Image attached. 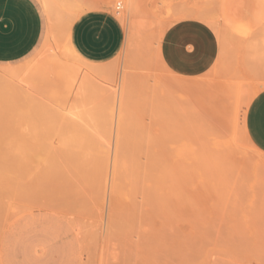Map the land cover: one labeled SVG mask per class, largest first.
Instances as JSON below:
<instances>
[{"label": "rangeland", "instance_id": "obj_1", "mask_svg": "<svg viewBox=\"0 0 264 264\" xmlns=\"http://www.w3.org/2000/svg\"><path fill=\"white\" fill-rule=\"evenodd\" d=\"M56 1L52 13L43 11L39 45L20 61L0 63V208L10 211L0 210L1 219L8 215L0 222V264H144L143 255L147 252L149 259L150 251L151 261L166 256V264L178 256V249L182 264H264V236L262 243L247 241L236 230L254 165L264 190V170L258 167L264 154H252L244 140L252 90L264 88L261 1ZM99 7L109 9L121 23L124 42L116 57L97 64L77 55L70 29L80 15ZM186 16L208 23L222 47L219 63L194 77L173 74L159 55L167 27ZM57 54L81 58L82 78L72 85L64 81L57 65L49 66ZM195 79L203 81L202 89ZM212 99L222 112L218 121L209 114ZM34 111H44L46 119ZM30 119L42 126L34 139ZM164 150L169 154L167 183ZM223 181L231 185L228 199L221 191ZM108 205L113 207L110 214ZM140 206L150 210L152 225L141 224L146 227L139 228L143 232L138 238L145 242L150 231L147 239L155 240L151 248L158 256L149 249L151 238L146 241L149 248L136 233V243L130 239L147 221L148 213ZM109 215L117 220L111 218V230ZM130 219L137 222V230ZM123 234L136 245L126 244ZM176 256L172 262L177 264Z\"/></svg>", "mask_w": 264, "mask_h": 264}, {"label": "crops", "instance_id": "obj_2", "mask_svg": "<svg viewBox=\"0 0 264 264\" xmlns=\"http://www.w3.org/2000/svg\"><path fill=\"white\" fill-rule=\"evenodd\" d=\"M44 10L37 0H0V63L20 61L39 45L44 32ZM70 42L83 60L105 63L121 51L124 30L109 9L99 7L75 20ZM219 52L215 32L197 19L174 21L159 42L161 61L170 72L181 77L208 72ZM245 131L251 143L264 154V89L249 103Z\"/></svg>", "mask_w": 264, "mask_h": 264}, {"label": "bare ground", "instance_id": "obj_3", "mask_svg": "<svg viewBox=\"0 0 264 264\" xmlns=\"http://www.w3.org/2000/svg\"><path fill=\"white\" fill-rule=\"evenodd\" d=\"M41 1V3H42V6H43V8L45 9V11L47 12V13H52L54 10H55V8H57L58 7V2L56 1V0H40ZM132 1V0H131ZM133 1H136V0H133ZM243 1V0H242ZM261 1V5L263 6V8H264V0H260ZM120 6V5H119ZM133 15L135 14V12L134 13H132ZM121 15V14H120ZM118 16H119V14H118ZM137 17V16H136ZM135 17V18H136ZM187 17V16H186ZM186 19H189L188 17L186 18ZM180 20H184V19H178V21H180ZM133 21H135V20H133ZM136 21H140V19L139 20H137L136 19ZM135 21V22H136ZM210 21V20H209ZM131 22V21H130ZM135 22H133V23H135ZM137 22V23H138ZM212 22V21H211ZM140 23V22H139ZM139 23H138V25H139ZM142 23V22H141ZM140 23V24H141ZM142 25V24H141ZM141 25H139V27L141 26ZM207 25L209 26V24L207 23ZM132 26H134V28L132 27ZM132 29H135V32H136V25H133L132 24ZM138 27V28H139ZM133 32H134V30H133ZM220 49H222V47L220 48ZM221 56V51L219 52V54H218V57H217V60L215 61V63H214V65H213V67L215 66V65H217V62H218V60L221 58L220 57ZM45 58V57H44ZM52 58V57H51ZM50 58V59H51ZM55 58V59H54ZM53 59V61L55 62H50L51 60ZM49 62H50V64L51 65H49L50 67L52 66V68H56V66L55 65H57V74L64 80V81H66L68 84H70V85H72L74 82H76L77 80H79V79H81L82 78V76H83V73H84V63H83V61H82V59L81 58H79V57H75V56H72V55H66V54H57V55H55V56H53V58H52ZM42 61V60H41ZM45 61V60H44ZM219 63V62H218ZM40 67H43V65L42 66H40ZM122 67V66H121ZM46 68V67H45ZM49 68V67H48ZM122 69H123V67H122ZM42 70V69H41ZM121 73H122V76H123V70L122 71H120ZM57 75V76H58ZM121 76V75H120ZM120 76H119V79H120ZM196 80V79H195ZM197 80H199V79H197ZM194 81V82H197V84H198V81ZM120 81V80H119ZM180 80H178V83L180 84V83H182L183 82V80H182V82H179ZM185 82L186 83H188V82H190V80L187 82L186 80H185ZM207 82H209V81H207ZM216 82V81H215ZM199 83H201L200 84V87H201V89L203 88L202 86H204L205 84L203 83V81L201 82V80H199ZM213 83V82H212ZM211 82H210V85H214V84H212ZM191 84L193 85L194 83L193 82H191ZM218 84V83H217ZM184 85V84H183ZM188 85V84H187ZM215 86H216V84H215ZM224 86V85H223ZM212 87H214V86H212ZM186 88V87H185ZM188 88V90L190 89L191 91H193L194 89H196V88H190L189 86L187 87ZM215 88V87H214ZM214 88H211V89H214ZM198 89V88H197ZM197 89H196V92H200V91H202V90H199V91H197ZM211 89H210V91H211ZM261 89H264V88H261ZM219 90V89H218ZM218 90H217V92H218ZM240 90V89H239ZM256 90H260L259 88L257 89L256 88ZM215 91V90H214ZM261 91V90H260ZM260 91H258V92H260ZM241 92V91H240ZM257 91H256V93L255 92H253V90H252V93H254V96L258 93ZM251 93V94H252ZM210 95H211V93H209ZM242 94V93H241ZM209 95V96H210ZM250 95V94H249ZM220 96V95H219ZM254 96H251V97H254ZM249 99V98H248ZM247 99V100H248ZM221 100H223V97H222V95H221ZM223 101H225V100H223ZM246 101V100H245ZM248 102H249V100H248ZM248 102H246L245 103V105L247 106L249 103ZM251 102V101H250ZM248 103V104H247ZM208 108L211 110V111H209V114L211 115V117H212V119L214 120V121H218V119L220 118V117H222V112L221 111H219V105H218V103H217V100L216 99H212L210 102H209V104H208ZM249 106V105H248ZM248 106H247V108H248ZM247 111V110H246ZM28 112H30V111H28ZM41 112H44V111H40V113H38V114H40V115H38V114H36V111H34L33 113H35V115L36 116H40V117H43V119H46V114H44V115H42L41 116ZM31 113H32V111H31ZM112 115V114H111ZM34 117V116H32V118L34 117L35 119H42V118H40V117ZM45 117V118H44ZM34 119V120H35ZM112 119V118H111ZM34 120L33 119H30V121H29V123L30 124H28V128H30V130H29V135L31 136V138H37L38 137V135L37 134H40V132H41V130L39 129V128H41L42 126L41 125H39V127L38 126H36L35 125V122H34ZM27 121V122H28ZM46 121L47 120H44V121H40V122H44V124L43 123H41V124H43V126L45 125V123H46ZM27 124V123H26ZM41 126V127H40ZM214 130V129H213ZM244 140H245V143L247 144V147L250 149V151H252V154H253V151L254 152H260L259 150H258V148H256L252 143H251V141L249 140V138L247 137V134H246V131H245V119H244ZM166 150V149H165ZM164 150V153L162 154V164H163V172H164V179H165V183H167L168 182V174H169V154H168V150L167 151H165ZM115 153V152H114ZM261 154H262V151H261ZM115 155V154H114ZM254 156H256V158H257V155H255L254 154ZM259 157V156H258ZM263 162H264V160H263ZM111 165H112V163H111ZM258 165H259V163H258ZM256 167H257V165H254L253 166V170H254V172L251 174V178H247L248 179V185H247V187H246V195H245V201H246V209H245V211H244V214H243V217L241 218V220H240V222L238 223L239 225H238V229H236V230H238L239 231V233H240V235H241V237L242 238H244L245 240H247V241H250V239H256L255 240V242L256 241H258V242H263L262 240V238H263V236H264V190L263 189H261L262 187H261V182H260V180L258 179V178H256L255 177V170H256ZM259 168H260V170H261V168L264 170V164L263 163H261V165H259L258 166ZM110 169H111V167H110ZM110 171V170H109ZM240 171V170H239ZM107 176H108V174H106ZM105 175V176H106ZM115 170H114V162H113V165H112V170H111V174H110V176H111V183H110V191L109 192H113V184H114V178H115ZM107 176H106V178H107ZM224 182V181H223ZM107 184V182L105 183L104 182V185H106ZM224 185L223 186H221V191H222V194L224 195L223 196V198L225 197V199H228V196H229V194L231 193L230 192V189H231V185H230V183L229 182H227V181H225L224 183H223ZM109 185V184H108ZM107 185V186H108ZM16 197H19V196H16ZM23 197V196H22ZM24 198H26L27 199V197H24ZM15 199H20V197L19 198H15ZM25 200V199H24ZM30 199H28V201H29ZM9 201V200H8ZM19 201V200H18ZM110 201V200H109ZM108 201V204H110V202ZM142 201V200H141ZM23 202V201H22ZM39 202V201H38ZM44 202V201H43ZM14 203V202H13ZM30 203H31V201H30ZM40 203H42V202H40ZM51 202H49V203H47V201H45L44 203H42L43 205H45V207H48V206H50V205H48L47 206V204H50ZM24 204V203H23ZM3 205V207L5 206L4 204H2ZM42 205V206H43ZM53 205V204H52ZM55 205H57V204H54V206ZM54 206H52V207H54ZM109 207H110V209L109 210H107L108 212H107V214H110V213H112L110 210H111V208H113V207H111L110 205H108ZM137 206V205H136ZM135 206V207H136ZM7 207V206H6ZM19 207V206H18ZM51 207V208H52ZM57 207H59V205H57V206H55V209L57 208ZM107 207V206H106ZM108 207V208H109ZM11 208H12V206H11ZM17 208V207H16ZM61 210H62V212L65 210L66 211V209H64L63 207L61 208V206L59 207ZM141 208V209H140ZM140 210H144V212L145 213H148V214H146L147 216H150V218L149 217H145V218H147V221L145 220L144 221V212L142 211L141 212V215L143 216L142 218H143V221H144V223H140L139 224V226H138V224H137V222L136 221H134L137 225H135L134 224V222L132 221L133 219H130V223H132V225H134V226H136V227H134L135 229L137 228V226H138V230H139V232L137 233V232H132V234H131V238H130V236H128L130 239H133L134 241L133 242H135L136 243V241H137V239L135 240L133 237H134V233H136L137 235H135L136 236V238H138L139 237V235H141L140 234V232H143L141 229H143L144 227H146V225H148L147 226V228H150L151 227V218H152V215L150 214V210H148V211H146L145 209H142V207L140 206ZM4 209L5 208H3V210H2V208H0V210H2V212H4ZM8 209H10V207L8 208ZM58 209V208H57ZM56 209V210H57ZM137 209V208H136ZM139 209H137L136 211H140ZM148 209V208H147ZM11 210V209H10ZM113 210V209H112ZM134 212H135V209L133 210ZM10 211H7V213H9ZM17 212V211H16ZM6 213V209H5V213H3V214H7ZM58 213H60L59 211H58ZM66 214H67V212H65ZM101 213V212H100ZM103 213V212H102ZM136 213V215L137 216H140V214H139V212H135ZM144 213V214H143ZM2 213L0 212V215H1ZM63 214V213H62ZM71 214V213H70ZM106 214V213H105ZM139 214V215H138ZM103 215V214H102ZM135 215V216H136ZM2 216V215H1ZM1 216H0V219H1ZM8 215H6V216H3L2 218L3 219H1L0 220V222L2 221V220H4V219H6V218H4V217H7ZM113 216V215H112ZM110 217V215H109V218H110V220H111V223H108V225L110 224V227L108 226V225H106L107 227L106 228H110V230H111V227H113L112 226V224H114V222H115V218L114 217ZM135 217L136 219H138V217ZM68 217V216H67ZM107 218V217H106ZM114 218V222L112 221V219ZM129 218H131L130 216H129ZM139 218H141V217H139ZM102 219V218H101ZM101 219H100V221H101ZM104 219V218H103ZM135 219V220H136ZM5 221V220H4ZM107 222H110L109 220H106ZM117 221V220H116ZM140 221V220H139ZM105 222V221H104ZM107 222H106V224H107ZM113 222V223H112ZM127 222H128V220H127ZM150 222V223H149ZM122 223H123V220H122ZM124 224V223H123ZM127 224V223H126ZM143 225V224H146L145 226H140V225ZM115 225V224H114ZM116 225H119L118 223L116 224ZM121 225V224H120ZM128 225L129 226H131L132 227V225L131 224H129L128 223ZM103 226V225H102ZM118 227V226H117ZM124 227V226H123ZM142 227V228H141ZM5 228V227H4ZM126 228V227H125ZM133 228V227H132ZM131 228V229H132ZM139 228H141V229H139ZM146 228V229H147ZM130 229V230H131ZM105 230V229H104ZM108 230V229H107ZM106 230V232H108ZM121 230V229H120ZM133 231H134V229H132ZM137 230V229H136ZM119 231V230H118ZM237 231V232H238ZM106 232H104V233H106ZM128 232H130L129 231V229H128V231H127V233ZM110 233V232H109ZM0 234H1V231H0ZM121 234V233H120ZM129 234V235H130ZM144 234H145V232H144ZM148 234H150V231H149V233H147V235H145L146 236V238H144L143 237V239H146L145 240V242H144V240L142 241V237L141 238H138V239H140L141 240V242L142 243H145V245H148L149 243V245H150V248H149V245H148V247L147 248H149L150 250L152 249V248H154L153 246H154V244L156 245V243H153V241L155 242V240H153L151 237H149L148 239H150L151 238V241L152 242H148L147 240V237L149 236ZM104 235V234H103ZM124 236V238L127 236H125V234H123ZM133 235V236H132ZM152 235H154V234H152ZM108 236V233L105 235V237H107ZM110 237V236H109ZM113 237H114V234H113ZM122 237V238H123ZM155 237V236H154ZM102 238H104V237H102ZM127 238V237H126ZM124 239V241L125 240H127V239ZM161 238V237H160ZM160 238H158L160 241H162ZM108 239V238H107ZM156 239V238H155ZM103 240V239H102ZM104 240H105V238H104ZM104 240H103V242H104ZM111 240V239H110ZM159 240L157 241V243H159ZM170 240V239H169ZM123 241V240H122ZM130 241V240H129ZM128 240H127V242H126V244L128 243L129 245L131 244V245H133V244H135V243H130ZM132 241V240H131ZM146 241L148 242V244L146 243ZM167 241V240H166ZM107 242V241H106ZM112 242V241H111ZM125 242H123V243H125ZM141 242H139V240H138V242L137 243H139V244H141ZM108 243V245H109V243L110 242H107ZM153 243V244H152ZM167 243V242H166ZM107 245V244H106ZM125 245V244H124ZM130 245V246H131ZM136 245V244H135ZM151 245H153L152 246V248H151ZM159 245H161V244H159ZM163 245V244H162ZM174 245V244H173ZM179 245V244H178ZM168 246V245H167ZM167 246H166V249H167ZM174 246H176V245H174ZM164 247V245L162 246V248ZM169 247V246H168ZM138 247H136V249H137ZM160 248V247H159ZM174 249H175V247H173ZM177 248H178V246H177ZM124 249V248H123ZM136 249H134V251L136 250ZM154 249H156V248H154ZM165 248H163V250H164V252H167V251H165L166 250ZM173 249V250H174ZM129 250V249H128ZM127 250V251H128ZM145 251L146 252V250L145 249H142L141 251ZM149 250V251H150ZM153 250V249H152ZM162 250V251H163ZM168 250V249H167ZM179 250V249H178ZM178 250H177V252H176V254H178V256H176V259L178 260H180L181 258H179V253H178ZM264 250V249H263ZM263 250H260V252L261 251H263ZM143 251V252H144ZM154 252L153 253H155V254H157V256H158V253H156L155 252V250H153ZM161 251V250H160ZM161 251V252H162ZM169 251V250H168ZM132 252H133V249H132ZM139 252V251H138ZM142 252V253H143ZM130 253V252H129ZM137 253V252H136ZM150 253H152V251H150ZM150 253H148V255H149V259H148V256L147 255H145V254H147V252L146 253H144V258H146L147 257V261H146V259L144 260V258H143V256L141 255V253H137V254H140V255H137L136 257H140L139 259H142L143 258V260L145 261V263L146 264H154V258L152 257V260L154 261H151L150 260V255H153V254H150ZM160 253V252H159ZM171 253V252H170ZM131 254H133V253H131ZM162 254V253H161ZM175 253L173 252V255H174ZM160 255V254H159ZM166 255V254H165ZM168 255H170V254H167V256ZM106 256V255H105ZM146 256V257H145ZM156 255H154V257H155ZM163 256H164V254H163ZM175 256H174V258L173 259H175ZM125 257V256H124ZM170 257V256H169ZM128 258H129V256H128ZM164 258H166V256H164ZM164 258L162 257H160V259L158 258V259H156V262L158 261V260H160L161 261V263H162V260H164ZM125 259V258H124ZM123 259V260H124ZM137 259V258H136ZM138 259V260H139ZM167 259V258H166ZM169 259H171V261H169V262H167L166 264H169L170 262V264H172L173 262V259H172V257H170ZM168 259V260H169ZM262 259V258H261ZM148 260H150L149 262H148ZM178 260V263L177 264H179V262H181V260L179 261ZM260 260V259H259ZM127 261V264H128V260H126ZM125 261V262H126ZM129 261H132V259L131 260H129ZM135 261V260H134ZM139 261H141V260H139ZM167 261V260H166ZM261 261V260H260ZM124 262V263H125ZM133 262V261H132ZM136 262V261H135ZM155 262V263H156ZM164 262H165V260H164ZM176 262L177 261H174V263L173 264H176ZM137 263H139V264H141L140 262H136V264ZM144 263V264H145ZM161 263H157V264H161ZM262 263V262H261ZM143 264V263H142ZM162 264H164V263H162ZM181 264H182V262H181ZM234 264V263H233ZM258 264V263H257ZM263 264V263H262Z\"/></svg>", "mask_w": 264, "mask_h": 264}, {"label": "built area", "instance_id": "obj_4", "mask_svg": "<svg viewBox=\"0 0 264 264\" xmlns=\"http://www.w3.org/2000/svg\"><path fill=\"white\" fill-rule=\"evenodd\" d=\"M119 6V5H118ZM118 9H119V7H118Z\"/></svg>", "mask_w": 264, "mask_h": 264}]
</instances>
